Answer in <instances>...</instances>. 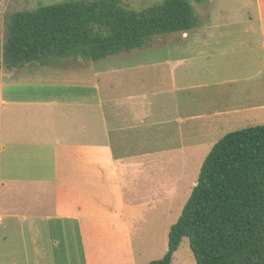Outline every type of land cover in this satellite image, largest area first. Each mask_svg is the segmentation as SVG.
Instances as JSON below:
<instances>
[{
  "label": "crops",
  "instance_id": "crops-1",
  "mask_svg": "<svg viewBox=\"0 0 264 264\" xmlns=\"http://www.w3.org/2000/svg\"><path fill=\"white\" fill-rule=\"evenodd\" d=\"M50 63L89 72L79 81L74 74L70 79L58 74L51 82L28 71ZM92 63L71 56L8 67L1 60L0 264H135L133 224L142 220L144 209L160 202L148 197L151 184L137 176L146 174L147 164L158 162L164 151L132 155L128 136H141V142L167 136L161 131L158 137L153 129L164 125L151 114L160 92L150 81L149 90L139 86L122 94L120 67L143 65L121 64L124 81L119 79L116 96L110 91L115 81L105 80L116 66L95 69ZM174 78L169 89L161 81L162 92L178 89ZM111 133L118 136L121 152ZM141 157L149 159L137 160Z\"/></svg>",
  "mask_w": 264,
  "mask_h": 264
},
{
  "label": "rangeland",
  "instance_id": "rangeland-1",
  "mask_svg": "<svg viewBox=\"0 0 264 264\" xmlns=\"http://www.w3.org/2000/svg\"><path fill=\"white\" fill-rule=\"evenodd\" d=\"M64 1L67 0H0V64L7 22L13 13ZM160 1L123 0L122 5L139 10ZM192 3L198 16L196 28L155 37L141 48L93 63L87 58L95 69L104 65L116 66V71L105 75V80L115 81L110 91L116 96L119 79L120 82L125 79L120 87V92L125 95L137 91L139 86L149 90L150 81L160 92L151 114L153 120L155 117L164 125L153 129L158 132V137L161 131L167 136L157 142H141L137 140L141 136H128L133 138L127 144L132 155L164 151L158 162L147 164L146 174L137 176L141 183L151 184L148 197H156L160 202L149 205L148 210L144 207L142 220L133 224L135 264L161 259L166 254L170 228L181 216L214 144L227 133L264 124V0H192ZM201 40L213 42L201 43ZM169 60L177 62V67L173 69ZM121 64L143 66L124 71L120 67L124 78L121 80L117 67ZM36 65L28 70L29 73L47 77L45 79L51 82L58 74L69 79L74 74L73 79L79 81L85 77V71L89 72V69L68 68L64 64L56 67L51 63ZM173 75L178 89L162 92L165 88L161 87V81L169 84L166 87L169 89ZM160 104H166V107L161 110ZM227 109L241 111L215 113V110ZM116 137L111 133L112 144L117 152H121ZM141 158L143 160H137L149 159ZM129 179L134 180L132 176ZM173 264H197L187 237L174 254Z\"/></svg>",
  "mask_w": 264,
  "mask_h": 264
},
{
  "label": "trees",
  "instance_id": "trees-1",
  "mask_svg": "<svg viewBox=\"0 0 264 264\" xmlns=\"http://www.w3.org/2000/svg\"><path fill=\"white\" fill-rule=\"evenodd\" d=\"M122 2L67 0L13 13L3 64L71 56L99 61L198 26L192 0H162L139 10ZM185 237L197 264H264V124L227 133L214 144L170 228L166 254L145 264H173Z\"/></svg>",
  "mask_w": 264,
  "mask_h": 264
},
{
  "label": "water",
  "instance_id": "water-1",
  "mask_svg": "<svg viewBox=\"0 0 264 264\" xmlns=\"http://www.w3.org/2000/svg\"><path fill=\"white\" fill-rule=\"evenodd\" d=\"M198 184V183H197Z\"/></svg>",
  "mask_w": 264,
  "mask_h": 264
}]
</instances>
